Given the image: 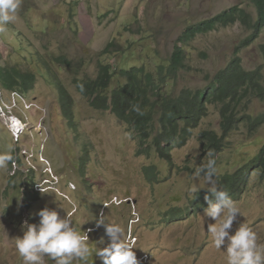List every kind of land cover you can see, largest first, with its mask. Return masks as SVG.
<instances>
[{"label": "rangeland", "instance_id": "obj_1", "mask_svg": "<svg viewBox=\"0 0 264 264\" xmlns=\"http://www.w3.org/2000/svg\"><path fill=\"white\" fill-rule=\"evenodd\" d=\"M236 5L256 18L249 0H20L15 19L0 30V65H24V71L41 72L45 60L74 99V127L63 118L57 85L44 69L34 90L23 98L1 88L0 155L24 156L28 167L14 164L10 169L9 161L0 168V264H23L15 240L23 236L25 221L39 223V216L33 214L43 208L56 210L61 217L68 214L78 234L89 238L91 264L96 250L111 243L106 234L110 222L123 229L139 264H227L226 245L216 249L210 239L208 225L216 221L204 217L205 209L182 222L164 220L165 211L176 204L187 206L209 185L190 172L171 173L155 155L147 158L133 130L111 112L92 109L76 90L73 75L55 60L66 57L81 65L76 74L82 78H94L101 61L127 69L140 65L133 62L140 59L157 67L174 52L188 26ZM220 27L196 37L185 49L187 71L172 83L177 92L205 86L206 75L215 76L227 67L238 47L243 66L262 68L264 82V29L243 48L252 32L239 22ZM110 43L114 48L104 54ZM248 107L255 115L264 113V105L256 99ZM217 111L210 107L202 127L192 131V140L173 151L175 167L199 165L202 129L220 131ZM13 117L22 124L17 125ZM15 125L24 131L16 133ZM241 130L230 135L231 148L220 156L221 171L230 162L236 168L234 163L248 161L264 144V126L248 142L246 128ZM82 155L86 164L81 173ZM147 167H154L160 183L148 181ZM15 173L18 180L6 193L9 177ZM32 175L33 182L24 188L22 181ZM38 183L48 193L42 194ZM252 186L242 200L234 202L240 213L229 231L234 235L244 223L255 233L257 244L264 246V186L257 185L256 179ZM23 193L38 201L27 206ZM121 202L124 205L116 207ZM101 213L104 223L88 236ZM44 264L55 262L45 256ZM97 264H102L101 259Z\"/></svg>", "mask_w": 264, "mask_h": 264}, {"label": "trees", "instance_id": "obj_2", "mask_svg": "<svg viewBox=\"0 0 264 264\" xmlns=\"http://www.w3.org/2000/svg\"><path fill=\"white\" fill-rule=\"evenodd\" d=\"M256 9L254 15L240 5L220 13L214 18L203 20L200 23L188 26L179 38L178 45L167 60L156 67L153 61L133 60L140 65H132L130 68H119L101 61L94 78H82L77 69L81 65H75L66 57L56 58V64L62 65L73 75V84L77 90L87 99L92 108L102 111L111 110L119 120L125 122L133 133L141 140L142 152L151 155L155 147L159 156L169 165H172L170 151L173 147H184L192 138V131L202 127L206 118L210 115V107L218 109L220 131L202 129L199 140L201 141L202 156L208 159L207 153L211 151L216 160V175L214 177L218 190L228 193L234 202L240 200L247 189V183L251 175L257 174L264 181V144L255 157H252L243 167L237 164L238 169L230 172L220 167V156L231 148L230 135L235 131L246 128L248 136H254L264 126V113L255 115L248 104L256 99L264 105V82L262 68L246 69L244 61L238 56L240 48L236 49L234 57L221 72L212 76L206 75V85L200 88L185 87L179 92L172 83L178 75L185 73L188 57L187 47L200 35L219 30L220 26L239 24L252 32L250 39L245 40L241 47L246 48L253 40L259 38L264 29V0H249ZM114 44L103 52L109 54ZM264 51V47L262 48ZM43 67L49 64L42 60ZM23 66L3 67L0 65V88L25 97L34 90V84L38 78L35 71H24ZM51 70L47 74H50ZM52 83L58 87L61 109L68 118L71 127H74L73 105L74 101L67 88L63 86L56 73L49 76ZM169 88V90H168ZM1 89V90H2ZM176 93L177 95H174ZM245 101H248L245 104ZM138 106L140 113L133 110ZM161 111L158 130L156 129V114ZM154 145V146H153ZM10 161V169L16 166L28 167L24 156L16 153ZM204 163V162H203ZM84 155L80 158V171L85 168ZM146 177L150 182L160 183L159 178L146 168ZM16 173L8 180V192L15 185ZM34 176L23 180L24 188L33 182ZM26 193H23L25 196ZM210 195L209 191L195 194L190 206H175L164 213L166 221H184L193 216L194 209H206L209 205L204 197ZM27 206L38 201L37 197L25 196ZM214 199V198H213ZM96 261L100 258L95 256Z\"/></svg>", "mask_w": 264, "mask_h": 264}, {"label": "clouds", "instance_id": "obj_3", "mask_svg": "<svg viewBox=\"0 0 264 264\" xmlns=\"http://www.w3.org/2000/svg\"><path fill=\"white\" fill-rule=\"evenodd\" d=\"M19 5H20V0H0V30H3L4 26H6L8 23L12 22L15 19L14 14L19 8ZM43 69L44 67L42 68L41 72H37V73L39 75L45 74L43 72ZM46 69L48 73V71H50V66L49 65L46 66ZM52 73L55 72L51 71L50 74L47 75L51 76ZM205 78H204V82L206 83ZM37 81L38 78L34 84V87ZM60 83L62 84L61 81ZM56 88L58 90V87ZM12 94H14V96H18L19 98H23V96L17 95L16 93H12ZM84 99L87 101L85 97ZM60 107H61V102H60ZM133 110L136 111L137 113H140V109L138 106L134 105ZM97 111H102V110H97ZM102 112H111V110L102 111ZM155 114H156L155 132H157L158 123H159L158 116L160 115V112L158 111ZM62 115L63 118L70 125L68 118L65 117L63 112ZM13 119H15V123L19 121L22 124L19 118L13 117ZM17 125H15L17 131L16 133L18 134L19 132L22 133L24 129L18 130ZM192 138L188 141V143L192 140ZM251 139L255 140L256 136L255 135L248 136L245 139V142H248ZM242 145L243 144H240V146ZM181 148L183 147H173L171 149L170 155L172 157V165H169L165 160H163L159 156L155 147L152 148L151 155H147V154L145 155L147 158H151L154 155L157 156L164 164H166L171 169V173L190 172L191 175L194 174L195 177L198 179L200 177L203 178L204 182L207 185H209L208 189L206 190L209 191L210 195H206L204 197L205 201H207L209 206L204 210V217L216 221V223L214 224L209 223L208 233L216 249H221L222 245H226L225 252H226L227 264H264V246H260L257 244V237L249 227H247L243 223L238 227L234 235L230 234L229 231L232 228L234 221H236L237 219V214L240 213L239 209L236 207L234 202H239L240 200H242L244 196L251 190V188L253 187L252 181L254 179L257 180V185H261V186H264V181H262L257 174L251 175L247 183V189L245 193L242 195V198L240 200L233 202L229 198L228 193L226 191L217 189V185L214 179L217 169H216V160L213 157V153L211 151L207 153L208 159H206L207 157H205L204 155L202 156L201 153L198 166L195 167L186 166L184 168H181L180 166L175 167V163L173 159V151ZM10 151L11 149H9V152ZM251 158H249V160ZM12 159L13 157L10 154L0 155V168H5L7 166V163L9 161H12ZM248 161L241 163H234L236 165V168H233V163L230 162V164L227 166L226 171H230V172L236 171L238 169L237 164H239L240 167H243L246 163H248ZM147 168H150L151 171H153V173L159 178L158 174L154 170V167H147ZM48 183L51 184V181H48ZM37 187L42 194L48 193L40 183L37 184ZM203 191H199L197 193ZM192 192L193 193L196 192V189L193 188ZM191 199L192 198H190V200ZM124 203L125 202H121L116 207H122ZM177 205L178 204H176L175 206ZM187 206H190V204H188ZM184 207H186V205ZM194 210H195L194 212L200 211L199 209H194ZM194 212H192V214H194ZM37 215L40 218L39 223L38 224L28 223V221H25L24 224L22 225L23 236L17 237L15 240V247L19 256L23 260V264H44L45 256L53 260L55 264H72L73 260L79 261L80 264H91L89 262V258L92 255V249L89 247L87 243L89 238L78 234V232L74 229L71 218L68 214L64 217H61L58 211L50 210L49 208H43L33 214V216H37ZM100 217H101L100 220L96 223V228H94L95 230L89 232L88 236L90 235V233L96 232L99 229V227H101V225L104 223L103 213H101ZM89 231H91V229H89ZM106 234L110 237L111 243L107 247L98 248L96 250L94 256H92L93 259L95 260V264H97V262L99 261V260L96 261L95 256L101 259L102 264H139L136 253L133 251V247L131 246L130 243L125 242L123 229L118 224L110 222L106 226Z\"/></svg>", "mask_w": 264, "mask_h": 264}, {"label": "bare ground", "instance_id": "obj_4", "mask_svg": "<svg viewBox=\"0 0 264 264\" xmlns=\"http://www.w3.org/2000/svg\"><path fill=\"white\" fill-rule=\"evenodd\" d=\"M18 124V123H17ZM22 129V126L21 125H19V127H18V130H21ZM20 134V133H19Z\"/></svg>", "mask_w": 264, "mask_h": 264}]
</instances>
